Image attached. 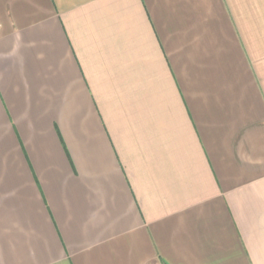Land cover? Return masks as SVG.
Listing matches in <instances>:
<instances>
[{"label": "crops", "instance_id": "obj_1", "mask_svg": "<svg viewBox=\"0 0 264 264\" xmlns=\"http://www.w3.org/2000/svg\"><path fill=\"white\" fill-rule=\"evenodd\" d=\"M0 264H264V0H0Z\"/></svg>", "mask_w": 264, "mask_h": 264}]
</instances>
